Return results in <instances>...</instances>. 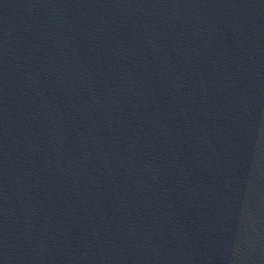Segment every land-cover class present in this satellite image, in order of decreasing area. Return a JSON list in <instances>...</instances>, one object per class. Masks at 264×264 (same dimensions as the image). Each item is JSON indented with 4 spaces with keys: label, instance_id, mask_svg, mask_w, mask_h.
Wrapping results in <instances>:
<instances>
[{
    "label": "water",
    "instance_id": "1",
    "mask_svg": "<svg viewBox=\"0 0 264 264\" xmlns=\"http://www.w3.org/2000/svg\"><path fill=\"white\" fill-rule=\"evenodd\" d=\"M0 264H264V0H0Z\"/></svg>",
    "mask_w": 264,
    "mask_h": 264
}]
</instances>
